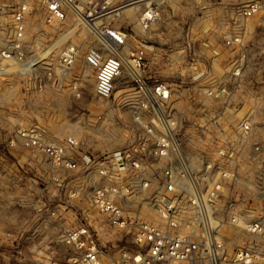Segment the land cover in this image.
<instances>
[{
	"label": "built area",
	"instance_id": "built-area-1",
	"mask_svg": "<svg viewBox=\"0 0 264 264\" xmlns=\"http://www.w3.org/2000/svg\"><path fill=\"white\" fill-rule=\"evenodd\" d=\"M75 2L0 0L9 21L0 28V72L7 65L35 72L42 63L39 56L29 66L25 56L32 13L51 24L70 12L90 28L97 42L85 50L83 62L94 70L98 109L89 132L77 121L59 138L39 124L0 131V186L8 191L0 208V264H264L263 131L245 122L233 135L222 130L214 138L213 124H198L203 138L195 152L189 147L195 124H183L170 83L151 73L146 57L148 33L161 18L160 0L142 7L138 0H89L82 8ZM129 5L138 11L135 23L113 24ZM263 10L264 0H245L238 20ZM223 38L227 46L241 42L229 32ZM77 57L74 43L64 46L44 86L59 85ZM206 94L224 96L226 89ZM253 174L257 188L243 180L236 196L239 176ZM69 214L77 223L59 237L76 251L59 261L50 228L57 215Z\"/></svg>",
	"mask_w": 264,
	"mask_h": 264
},
{
	"label": "rangeland",
	"instance_id": "rangeland-1",
	"mask_svg": "<svg viewBox=\"0 0 264 264\" xmlns=\"http://www.w3.org/2000/svg\"><path fill=\"white\" fill-rule=\"evenodd\" d=\"M85 2L89 0H76L75 3L82 8ZM160 2L161 18L148 33L146 57L151 64V73L170 83L179 101L177 106H182L183 124H195V143H190L189 147L195 148V152L200 149L199 140L203 136L196 128L206 122L213 124L211 135L214 138L222 130L233 135L237 125L245 122L259 132L263 131L264 135V10L240 22L237 13L245 0ZM132 10L119 16L113 24L122 27L134 24L138 11ZM3 16L0 13V28H7L9 21ZM227 32L240 36L241 42L227 46L223 38ZM96 42L94 33L82 25L75 14L69 12L65 21L47 24L32 13L24 33L25 56H41L43 61L35 72L21 73L16 68L3 66L6 71L0 72L1 133L9 134L18 125L39 124L46 133L59 138L65 127L75 121L89 132L98 123V109L93 102L94 70L85 66L83 54ZM70 43L78 47L74 66L59 85L44 86L49 82L44 75L51 70L55 72L64 46ZM84 73L93 85L83 84ZM38 83L43 85V90L38 89ZM218 87L226 89L224 96L210 98L206 94L209 89ZM77 91L81 92L80 97L76 96ZM103 124L106 123L103 121ZM215 141L213 145H217ZM9 172L7 169L6 173ZM239 180L236 196L242 192L240 184L243 180L249 188H257L255 175L239 176ZM19 192L21 188L15 194ZM250 200L247 198L248 202ZM77 220L74 214L66 215L64 219L57 215L56 223L51 225L50 232L57 237L51 243L55 244L59 261H66L76 251L59 236L65 227L75 225ZM236 242L238 239L232 243ZM25 264L33 263L27 260Z\"/></svg>",
	"mask_w": 264,
	"mask_h": 264
},
{
	"label": "bare ground",
	"instance_id": "bare-ground-1",
	"mask_svg": "<svg viewBox=\"0 0 264 264\" xmlns=\"http://www.w3.org/2000/svg\"><path fill=\"white\" fill-rule=\"evenodd\" d=\"M152 1H154V0H138V3H137V4H138L140 7H142V5H143L144 3L152 2ZM137 4H136V5H137ZM133 8H134V6L129 5V6L125 7V8H123L121 11H119V13H124V14L126 13V14H127L128 12H130V10L133 11V10H132ZM130 14H131V13H130ZM59 41H60V39L57 41V43H58ZM57 43H56V44H57ZM54 46H55V45H54ZM54 46H53V47H54ZM57 46H58V45H57ZM38 57H39V56H33V57H30V58L28 59V61H27V63L30 64L29 66H31V65L34 63V61H35ZM5 71H6V70L4 69L3 72H5ZM87 75H88L87 73H84V74H83V77H82V79H83V84L86 85V86L89 84V85L91 86V85H93V84H92V81H91V82L87 81ZM88 78H89V77H88ZM87 82H88V83H87ZM89 85H88V86H89Z\"/></svg>",
	"mask_w": 264,
	"mask_h": 264
},
{
	"label": "crops",
	"instance_id": "crops-1",
	"mask_svg": "<svg viewBox=\"0 0 264 264\" xmlns=\"http://www.w3.org/2000/svg\"><path fill=\"white\" fill-rule=\"evenodd\" d=\"M8 191H4V188L0 186V208L2 209L3 207L6 206V203L8 202Z\"/></svg>",
	"mask_w": 264,
	"mask_h": 264
}]
</instances>
